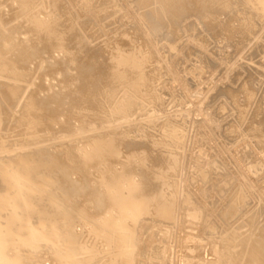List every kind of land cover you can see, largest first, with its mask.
Here are the masks:
<instances>
[{"label": "bare ground", "instance_id": "bare-ground-1", "mask_svg": "<svg viewBox=\"0 0 264 264\" xmlns=\"http://www.w3.org/2000/svg\"><path fill=\"white\" fill-rule=\"evenodd\" d=\"M94 1L101 0H0V264H46L48 261L50 264H264V224L258 226L259 220L264 219V203L261 201L264 190L258 188V182L262 180L255 181V178L264 176V98L257 107L256 113L262 116L254 121L256 126L249 134L251 141L246 140L247 145L244 144L243 148L240 144L241 149L236 148V155L230 153L242 178H228L230 162L225 160L224 153L213 158L209 146L202 151L194 150L195 154L205 157L203 164L206 166L199 174L202 178H195V157L186 156L184 160L177 157L178 142L166 138L175 136L172 131L176 127L172 121L158 118L157 121L149 119L146 123H136L137 117L143 115L139 113L142 111L152 118L158 117L159 107L165 102V98L163 100L157 94L161 89L157 90L160 86L156 87L155 75L151 77L147 71L153 58H160L159 69L166 71L167 78L179 79L181 83V97L178 92L175 94L176 91L171 94L173 100L170 97L174 105L179 98L187 100L191 97L188 91L190 82H187L193 78L178 77L173 66L174 62H180L176 58L187 46L181 36L185 27L180 34L183 22L170 18L180 14L188 1L102 0L109 6L103 10H94ZM206 1L230 13L229 21L226 20L228 24L223 28L228 42L243 49L256 39L255 50L263 54L260 68L256 69L264 70V0H199ZM83 5H91L90 22H101L104 11L113 15L123 9L129 10V13L122 12V19L127 13L131 14V18L126 17L134 19L133 22L136 20L135 26L142 28L141 36L149 38L141 37L137 45L128 46L125 38L131 32L121 29L133 22L122 21L119 26L114 25L115 31L111 32L118 36V41L122 40V44L116 42V38L112 39L119 45L112 54L107 52L111 55L107 58L108 55L104 56L107 50L99 52L102 47L95 44L96 48L90 47L80 40L84 35L76 30L80 22L77 23V12ZM202 10L200 8L193 18L203 19L207 11ZM219 15L222 16L220 12ZM90 22L86 23L90 25ZM101 31L98 34L103 39ZM162 32L165 33L163 36ZM93 34L91 32V36ZM108 38L103 39L105 43ZM200 38L199 47L208 50ZM149 42L150 47L147 46ZM106 44L100 42L101 46ZM219 56L207 60L204 54L196 58L203 62L207 60V65H211V59ZM200 65L191 67L190 74L195 77L205 74L207 71L204 70L208 68L203 70ZM160 73L161 76L164 72ZM259 78L264 81V74ZM197 79L200 81V77ZM161 82L163 80L160 85ZM249 82L245 81L240 92H233L225 99H233L241 93L249 98L248 104H253L256 99ZM190 88L194 89L193 86ZM176 96H179L178 100ZM192 101L197 105L196 100ZM204 101L198 100L199 106L206 111L204 127L200 126L199 130L204 135L208 131L215 135L214 130L220 126H214L215 113L211 114L214 109L208 112L211 104ZM225 101L229 102V99ZM236 106L242 105L237 103ZM230 107L228 104L227 108ZM136 110L140 111L137 113ZM133 113H137L134 118ZM222 133L229 138L239 136L234 125L226 126ZM213 169L219 171V176L210 178L214 179L209 191L227 192V185L232 180L239 184L235 192H228V201L223 208L214 206L209 201L211 195L206 196L202 188V180L208 179V172L215 173L211 171ZM194 183L199 186L194 191L198 199L194 204L197 209L189 205L192 207L182 213L183 190ZM176 185L179 188L177 193ZM244 189L248 190L250 197L253 196V203L245 205L237 198L239 193H245ZM224 201L225 198L220 200L219 205ZM210 218L213 220L208 225ZM213 226L218 229L215 232L218 235L210 236L214 233L211 231ZM244 228L247 229L242 231ZM149 233L152 238L148 235L150 240L141 247L142 238ZM159 233L163 235L155 238ZM169 235L183 246L179 260L172 242L158 246ZM155 241L158 244L151 247ZM235 247L240 249L233 250ZM188 249L190 253H187ZM159 253L162 254L160 258ZM142 257H145L144 261Z\"/></svg>", "mask_w": 264, "mask_h": 264}, {"label": "rangeland", "instance_id": "rangeland-1", "mask_svg": "<svg viewBox=\"0 0 264 264\" xmlns=\"http://www.w3.org/2000/svg\"><path fill=\"white\" fill-rule=\"evenodd\" d=\"M102 1V0H101ZM101 1H99V2H97L96 3V1H94L93 3H92V5H93V7L95 8L94 10H101L102 8L104 9V8H106V7H109V6H107V4H106V2H101ZM188 1V3H186ZM185 3L187 4V6L185 7V6H182L181 8L183 9V13L181 12L180 14H177L175 17L174 16H171L170 18L173 20V19H175L176 21H181V22H183L182 23V25H183V27H182V25H181V27H182V29H181V27H180V34H181V32H183L184 31V27H185V31L183 32V34H181V36H182V39L183 40H185L184 42H185V44H186V42H187V46H189V47H185L184 48V50H182V52H181V50H180V55H178L177 56V58H176V60H179L180 62H178V61H176V62H174L175 64L173 65L174 66V69H175V72H176V74H177V76L178 77H180V78H184V77H187L186 79L188 80V78L189 79H191V78H193L192 79V81L191 80H188V82L187 83H189L188 85H190V86H193V88L194 89H192V88H190V86H189V92L191 93L190 94V99H188L187 98V100H188V102H187V100H182L181 98H179V100H182V101H179L178 100V97L180 96V93L181 92H183V90L181 89L182 88V86L180 87V85H181V83H180V81H178L177 79H175V78H171V77H168L167 78V74H166V71H164L163 69H159L160 68V65H161V63H160V58H159V60L158 59H152V62L149 64V66H148V68H147V71L149 72V75L151 76V77H153V75H155V77H156V82L158 83H156L155 82V85L157 84V86L156 87H159V88H157V90H159V89H161V90H159V91H157V94L161 97V99L163 98V100H164V98H165V102H163V104H161L162 106H160L159 107V112H158V117H155V118H152V117H150L151 115L150 114H147L146 113V111H142V112H139L140 114H142L143 113V115H141V116H139V117H137V121H136V123L137 124H139V123H146L147 121H150V120H152L153 119V121H157L158 120V118L160 119V120H166L167 122H169V121H172L173 123H174V127H176V129H175V131H172V134H174L175 136L174 137H176V138H170L169 136H167L166 138H168V139H170V141H177L178 142V146L179 147H177V149H176V156L177 157H180V158H182L183 160H184V158L186 157V156H188L190 159L194 156L195 158L193 159V163H194V165H195V169H194V171H193V175H194V177L195 178H198V179H200V178H202V176L201 175H199L200 173H201V171H202V169L204 170L205 169V165L203 164V162H204V159H205V157H203L201 154L200 155H198V154H195V152H194V150L195 149H200L201 151L202 150H204L203 148H205L206 146H209V148H210V150H209V152L210 153H212V155H213V158H216L218 155H220V156H222L223 155V153H224V158H225V160L226 161H229L230 163V166H231V169L228 171V173H226V175L228 174V178H231V179H235L236 180V177H238V178H242V174H241V171L238 169V167H237V164H235V162L233 161V159L231 158L232 157V155H236V153H237V151L238 150H236V148L237 149H241V148H243L244 146H246L247 144L245 143V141L247 140V141H251V140H249V134L252 132V129H253V127L254 126H256V124H255V122L254 121H256V120H259L260 118H261V116L262 115H260V114H257L256 112H257V107H258V105H259V103H260V101L262 102V97L264 98V81L262 80V78H259L258 79V77H261V74L263 73L264 74V72H262V71H264V70H260V71H258L256 68H260V65H261V63H262V61H263V54L262 53H259V52H257V50H255V45H254V43H256V39H255V41L253 40L252 42H251V44L249 43V45L248 46H245L243 49L240 47V46H234L235 44H231L230 43V41L228 42L227 41V39H225V37H224V31H223V28H225L226 27V25L228 24V21H229V14L230 13H228V11H226V10H224L223 8H218L217 6L218 5H215L214 3H210L209 1H206V3H202V2H199V0H195L194 2L192 1V0H187ZM196 2H198V3H196ZM96 3V4H95ZM192 3H193V5H192ZM194 3H196L195 4V6H194ZM197 4H199V5H197ZM206 4V5H205ZM110 5V4H109ZM189 5V6H188ZM191 5V6H190ZM198 7H197V6ZM91 6V5H90ZM90 6L89 5H83L82 6V9H79V11L77 12V14H78V16H77V23H78V21H80L78 24H77V27H76V30L79 32H81L82 33V35H84L83 37H82V39H80L81 40V42H82V44L84 43L85 44V42H86V45L87 44H89L88 46H90V47H92V46H94L95 47V45H96V47H102V49L101 50H99V52H102V51H106L105 52V55L104 56H106V55H108L107 56V58L108 57H111V55L110 54H112L113 53V51L116 49V47L119 45V44H122L121 43V41H118V36L117 35H113V34H111V32H113V31H115V28H113V26L114 27H117V26H119V24L122 22V21H125V22H133L132 20H134V19H129L128 17H126V16H129V10H127V11H125V9H123V10H120V11H124V14H125V12H128L127 13V15L125 16V17H123V19H122V16H124V14H122V12H119L118 11V14H116V13H112L113 15H109L110 14V12L109 13H107L106 11H104V12H102L101 13V15L103 14V17H102V20H101V22L99 21V22H97V21H95L94 19V22L93 21H91L90 22V20H92L91 18H92V11H91V8H90ZM213 6V7H212ZM88 7V8H87ZM186 8V11H184V9ZM187 7H191L190 9L189 8H187ZM193 7H195V8H193ZM212 7V8H211ZM86 8H87V10H86ZM180 8V7H179ZM200 8L201 9H203L202 11L203 12H205V10L207 11V15L209 16V14L211 15V16H204L203 17V19L201 18L199 21H200V24H198L197 22H199L198 20H196V19H194L195 17V14L197 13V11H200ZM76 9V8H75ZM102 9V10H103ZM189 9V10H188ZM212 9V10H211ZM215 9V10H214ZM89 10V11H88ZM108 10H111V9H108ZM210 10V11H209ZM142 11V10H141ZM190 11V12H189ZM75 12V11H74ZM113 12V11H112ZM186 12V13H185ZM208 12H209V14H208ZM219 12H220V14H222V16L221 15H219ZM185 13V14H184ZM190 13V14H189ZM214 13H218V14H214ZM227 13V14H226ZM75 14V16H76V12L74 13ZM192 14V15H191ZM194 15V16H193ZM217 15V16H216ZM130 16H132L131 14H130ZM129 16V17H130ZM178 16V17H177ZM185 16V17H184ZM219 16V17H218ZM226 16V17H225ZM91 17V18H90ZM177 17V18H176ZM191 17V18H190ZM194 17V18H193ZM207 17V18H206ZM131 18V17H130ZM184 18V19H183ZM208 18H209V20H208ZM228 18V19H227ZM190 21H189V20ZM192 19V20H191ZM112 20H114L113 22H110L109 23V21H112ZM182 20H184V21H182ZM186 20L188 21L187 23H186ZM212 20V21H211ZM220 20V21H219ZM226 20H228V21H226ZM88 21V23L90 22L91 24V28H89V24L88 23H86V22ZM104 21H105V23H104ZM136 21V20H135ZM134 21V22H135ZM194 21H196V22H194ZM215 21V22H214ZM218 21V22H217ZM222 21V22H221ZM82 22H83V24H82ZM85 22V23H84ZM108 22V26L106 27V23ZM133 22V23H134ZM190 22V23H189ZM217 22V23H216ZM225 22V23H224ZM103 24V26H101V24ZM133 23H130V24H132V25H128L127 26V28L126 27H122V29H121V31H123V29L124 30H130L129 32H131V34L128 36V37H126L125 39V42H127V44H128V46H130V47H133V46H135V45H137L138 43H139V41H141V37H144L143 35L141 36V34H140V32H142V28H140L139 27V25H136L135 26V23L133 24ZM196 23H197V26H196ZM202 23V24H201ZM223 23V24H222ZM190 24V25H189ZM195 24V25H194ZM214 24H216V25H214ZM220 24V25H219ZM81 25H83V27L85 28V29H83V27L81 26ZM86 25H88V26H86ZM95 25V26H94ZM111 25V26H110ZM187 25V26H186ZM201 25H202V29H201ZM222 25H223V27H222ZM224 25H225V27H224ZM261 25V23H259V26ZM112 27V28H110V27ZM130 26H132V27H130ZM199 26V27H198ZM216 26V27H215ZM82 28V30H81V28ZM88 27V28H87ZM95 27V28H94ZM109 27V28H108ZM130 27V29H128ZM135 27V28H134ZM138 29H140V30H138ZM187 27H188V29H187ZM87 28V29H86ZM92 28H94V29H92ZM134 28V29H133ZM223 32H220L221 34H219V29ZM91 29V30H90ZM101 29L103 30V39H106V38H108L107 40V44L105 43V40H103V39H101L102 38V35L100 36L98 33L99 32H102L101 31ZM107 29V30H106ZM111 30V31H109V30ZM117 29V28H116ZM192 29V30H191ZM198 30V31H196V30ZM216 29H217V31H216ZM89 32H88V31ZM95 30H100L98 33H96V31ZM104 30H106V31H104ZM136 32H135V31ZM137 30H138V32H137ZM190 32H189V31ZM201 32H200V31ZM203 30V31H202ZM263 31H264V26H263V29H262ZM86 31V32H85ZM110 33H109V32ZM83 32H85V34L83 33ZM91 32H94V34L92 35L93 36V41L91 40L92 39V36H91ZM134 32H135V34H134ZM189 32V33H188ZM205 32V33H204ZM209 32H210V34H209ZM191 33H192V35H191ZM207 33H208V37H209V35H211L209 38L207 37ZM86 34H88L87 36H85ZM109 34H111V35H109ZM132 34H134V35H132ZM161 34V33H160ZM165 33L164 32H162V36L164 35ZM190 34V35H189ZM202 34H204L205 36L203 37V35ZM113 35V36H112ZM135 35H137L138 37H136ZM140 35V36H139ZM220 35H222V37L220 36ZM101 38H100V37ZM107 36V37H106ZM110 36H111V38H110ZM135 36V37H134ZM187 36V37H186ZM216 36V37H215ZM104 37H106V38H104ZM200 37H202V38H200ZM205 37H206V39H205ZM214 38L213 40L211 39V38ZM116 38V42H118V43H116V42H114L115 40H112V39H115ZM128 38V39H127ZM132 38H134V39H132ZM144 38H146V39H148L149 37L148 36H146V37H144ZM199 38L203 41V43H206V45H204L205 46V48L207 49L208 48V50H202L199 46H200V44L198 43V40H199ZM215 38H216V40H215ZM224 38V39H223ZM192 39H194V41L192 40ZM211 39V40H210ZM219 39H220V41H219ZM99 40H101V41H99ZM110 40H112V43H111V41ZM128 40V41H127ZM132 40V41H131ZM136 40H138V41H136ZM167 40H170V38H168ZM192 40V41H191ZM208 40V41H207ZM99 41V42H98ZM110 41V42H109ZM134 41H135V43H134ZM165 41H166V39H165ZM165 41H163V42H165ZM188 41H190L191 42V45H193L192 44V42L194 43V47L193 46H191L190 45V43L188 42ZM197 42V44H198V46L196 45L195 46V43ZM210 41H211V44H210ZM224 43H223V42ZM100 42H101V44L103 43V44H106V45H103V46H101L100 45ZM132 42V43H131ZM150 42H152V41H150ZM147 43V46L148 47H150L149 45L151 44V43ZM167 42V41H166ZM209 42V43H208ZM219 42V43H218ZM93 43V44H92ZM113 43H115V44H113ZM221 43V44H220ZM226 43H228V44H226ZM95 44V45H94ZM112 44V45H111ZM124 44H126V43H124ZM135 44V45H134ZM149 44V45H148ZM216 44L218 45V46H216ZM221 46H220V45ZM223 44V45H222ZM231 44V47L229 46ZM114 45V46H113ZM152 45V44H151ZM225 45H228V46H225ZM108 46V47H107ZM113 46V47H112ZM209 46V47H208ZM214 46H216L215 47V49H214ZM223 46V48L224 49H226V47H227V50H229V51H227V50H225L226 51V53H225V51H224V49L223 48H221ZM234 46V47H233ZM250 46V47H249ZM95 47V48H96ZM115 47V48H114ZM197 47H199V48H197ZM221 48V50L219 49V48ZM248 47V48H247ZM252 47V48H251ZM112 48H114V49H112ZM209 48H211V49H209ZM234 48V49H233ZM236 48H238V49H236ZM111 51H110V50ZM129 49H131V48H129ZM168 48H166L165 49V51L167 50ZM196 49V50H195ZM219 49V50H218ZM223 49V50H222ZM230 49H231V51H230ZM236 49V50H235ZM242 49V50H241ZM246 49V50H245ZM198 50V51H197ZM201 50V51H200ZM214 50V51H213ZM233 50V51H232ZM240 52H239V51ZM57 52L59 51V50H56ZM109 51V53H107ZM206 53H205V52ZM208 51V52H207ZM210 51H213V52H210ZM221 53H219V52ZM222 51V52H221ZM236 51H237V53H236ZM53 52V51H52ZM55 52V51H54ZM57 52H55L56 54H57ZM196 52H197V54H196ZM223 52H224V54H223ZM54 53V54H55ZM107 53V54H106ZM208 53V54H207ZM209 53H212V54H209ZM217 53V54H216ZM236 53V54H235ZM256 53V54H255ZM55 54V55H56ZM205 54V56H206V58H207V60H210V58H217L218 57V55H220L219 56V58H221L222 60H218V59H211V60H213L212 61V63H211V65H207V63L206 62H209V61H207L206 60V62L204 61H199V59L198 58H196V57H198V56H202V55H204ZM215 54V55H214ZM233 54H235V56H233ZM241 54V55H240ZM247 54H249V56L247 55ZM254 55V56H252V55ZM193 55H195V56H193ZM210 55V56H209ZM236 55H238V58H237V56ZM50 56V55H49ZM207 56H209L210 58L208 59V57ZM212 56V57H211ZM225 56H226V58H225ZM240 56V57H239ZM183 59H182V58ZM230 59H229V58ZM234 59H233V58ZM253 57V58H252ZM223 59H225V63L226 64H224V60ZM237 59V60H236ZM255 59V60H254ZM258 59V60H257ZM189 61V63H186V62H188ZM217 60V61H216ZM236 60V61H235ZM240 60V61H239ZM249 62H248V61ZM260 60V61H259ZM182 61H184V63L182 62ZM218 61H220L219 63H217ZM222 61H223V64H222ZM230 61H231V63H230ZM240 63H239V62ZM178 62V63H177ZM202 62V63H201ZM257 62V63H256ZM159 63V64H158ZM177 63V64H176ZM181 63H182V66H181ZM200 63H201V65H200ZM205 63V64H204ZM213 63H215L213 66H215V67H212V64ZM246 65H245V64ZM248 63H251V65L250 64H248ZM190 64V65H189ZM192 64V65H191ZM195 64V65H194ZM197 64H198V66L200 65L201 67H202V69L204 70V69H206V68H208V69H206V70H204V71H207V72H209V71H211L208 75H207V72H205V74H204V72H203V70L201 71V72H203V73H201V75L200 76H193V75H191L190 74V71L192 70V68L191 67H195V66H197ZM234 64H236L235 66H234ZM253 64V65H252ZM155 65H156V67H155ZM176 65V66H175ZM178 65V66H177ZM188 65H189V67H188ZM206 65V66H205ZM218 65V66H217ZM223 67H222V66ZM226 65V66H225ZM158 66V67H157ZM208 66V67H207ZM225 66V67H224ZM232 66H234V67H232ZM244 66V67H243ZM257 66V67H256ZM183 67V68H182ZM226 67H227V69H226ZM230 67V69L232 70H230V69H228ZM241 67V68H240ZM178 68V69H177ZM189 68H191V69H189ZM209 68L211 69V70H209ZM239 68V69H238ZM151 69H153V70H155V71H153V70H151ZM157 69H159V70H157ZM181 69V70H180ZM187 69H188V71H187ZM236 69V70H235ZM245 69V70H244ZM255 69V70H254ZM157 70V71H156ZM161 70V71H160ZM209 70V71H208ZM231 72H230V71ZM159 71V72H158ZM184 71V72H183ZM186 71V72H185ZM226 71H228V72H226ZM253 71V72H252ZM160 72H164V73H162V75L160 76L159 74H161ZM178 72V73H177ZM229 72H230V74H229ZM254 72H255V74H254ZM243 73V74H242ZM259 73V74H258ZM163 74H165V75H163ZM231 76H229V75ZM233 74V75H232ZM160 76V79H159V76ZM205 75V76H204ZM208 76V78H207V76ZM226 75V78H224V76ZM229 77H228V76ZM243 75H244V77H243ZM164 76H166V77H164ZM202 76V77H201ZM223 76V77H222ZM163 77V78H162ZM197 77H200V81H198V79H197ZM220 77H221V79H220ZM243 77V78H242ZM206 78V79H205ZM224 80H223V79ZM228 78H229V80H228ZM185 79V78H184ZM196 79V80H195ZM238 79V80H237ZM241 79V80H240ZM160 80H163V82H161L162 84L160 85ZM207 80V81H206ZM222 80H223V85L221 84L222 83ZM252 80H253V82H252ZM202 81V83H200ZM205 81V82H204ZM229 81V82H228ZM236 81V82H235ZM245 81H250L249 83H250V86H251V88L253 89V92H254V103L252 104V103H249L248 104V101H249V98L248 97H246L244 94H242L241 95V93L239 94V95H236V96H234L233 97V99L232 98H226L225 99V96H228L229 94H231V93H233V92H240V90H242V88H243V84H244V82ZM254 81H255V83H254ZM54 82V81H53ZM182 82V81H181ZM197 82H199V83H197ZM204 82V83H203ZM226 82H228V83H226ZM233 82V83H232ZM238 82H239V85H238ZM167 83V84H166ZM194 83H195V85H194ZM233 84V85H231V84ZM254 83V84H253ZM258 83V85H256ZM262 83V84H261ZM165 84H166V86H165ZM180 84V85H179ZM201 84V85H200ZM209 84V85H208ZM217 84H218V86H217ZM220 84V85H219ZM259 84H261L262 85V87L260 86V89H259ZM196 85L198 86V87H196ZM216 85V86H215ZM165 86V87H164ZM168 86V87H167ZM179 86V87H178ZM215 86V87H214ZM233 86H235V87H233ZM162 87V88H161ZM207 87V88H206ZM210 87V88H209ZM218 87V89H216ZM224 87V88H223ZM165 88V90H162V89H164ZM167 88L169 89V90H167ZM178 88V89H177ZM180 88V89H179ZM212 88V89H211ZM178 91H177V90ZM211 89V90H210ZM216 89V90H215ZM219 89H221V90H219ZM171 90H172V92H171ZM180 90V91H179ZM193 90H195V91H193ZM166 91V92H165ZM167 91H170V92H167ZM175 91H176V93H175ZM204 93H203V92ZM206 91V92H205ZM208 91L210 92V93H208ZM222 91V92H221ZM165 92V93H164ZM175 93V94H177V92H178V94H179V96H176L177 97V100H178V102H176V104L174 105V103L171 101V99L173 98V96H171V94L172 93ZM166 93L169 95V97H167L168 95H166ZM170 93V94H169ZM258 93V94H257ZM209 95H210V98H209ZM218 95V96H217ZM220 95V96H219ZM239 96V97H238ZM170 97H171V99H170ZM181 97V96H180ZM205 97V98H204ZM204 98V99H203ZM224 100H223V99ZM167 99V100H166ZM200 99H202V100H205L204 102L205 103H210L211 105H210V108H208L207 110H208V112H211V114L214 112L215 113V115H214V113H213V115H214V118H215V123H214V126L216 127V126H220L219 128L218 127H216V129L214 130L216 133H215V135H213L212 133H211V131H208L207 129V135H204L203 134V131L202 130H199L200 128V126L201 127H204V122H203V120H204V114L206 113V111L201 107V106H199V104H198V100H200ZM210 99V100H209ZM220 99V100H219ZM227 99H229V102H226L225 100H227ZM241 99H242V101H241ZM258 99V100H257ZM170 100V101H169ZM173 100V99H172ZM191 100V101H190ZM192 100H196L195 102H196V104L197 105H195L194 103H193V101ZM209 100V101H208ZM219 100V101H218ZM217 101H218V103H217ZM168 102V103H167ZM169 102H171V103H169ZM185 102H186V104H185ZM226 102V103H225ZM215 105H214V104ZM237 103H239V104H241L242 106L241 107H237L236 106V104ZM245 103L247 104V105H245ZM166 104V105H165ZM214 106H213V105ZM228 104H229V107L231 106V107H234V109H232L231 107V109L233 110H230V112H229V109L230 108H227L228 107ZM172 105H173V107H172ZM195 106H197V107H195ZM199 106V107H198ZM211 106H213V107H211ZM165 107V108H164ZM251 107V108H250ZM202 108V109H201ZM211 108H213L214 109V111L213 110H209V109H211ZM160 109H162V110H160ZM249 109H251V110H249ZM137 111V110H136ZM138 111H140V110H138ZM138 111H137V113H138ZM251 111V112H250ZM235 112V113H234ZM137 113H133V115H132V117L134 118V117H136V115H137ZM249 113V115H247ZM213 115L211 116V117H213ZM228 117V119H227V117ZM231 116V117H230ZM232 116H234V117H232ZM218 117V118H217ZM245 117H247V118H245ZM219 120V121H217V119ZM220 118L222 119V121L220 120ZM150 119V120H149ZM228 120V121H227ZM236 120V121H235ZM212 121H213V119H212ZM221 121V122H220ZM216 122H219V123H216ZM218 124V125H217ZM219 124H221V125H219ZM243 124V125H242ZM229 125H234L235 127H236V131L239 133V136L238 137H228V136H226L225 134H223L222 133V131H223V129L226 127V126H229ZM240 127H239V126ZM222 126V127H221ZM178 127V128H177ZM206 128V127H205ZM203 129V128H202ZM243 129V130H242ZM219 130V131H218ZM245 132V133H244ZM219 134H220V136H219ZM245 135V136H244ZM217 136H218V138L220 139H218L217 138ZM206 137V138H205ZM224 137V138H223ZM245 137V138H247V139H243V138ZM226 138V139H225ZM243 140L244 141V143H243V141H241V140ZM229 140V141H228ZM227 141V142H226ZM231 141V142H230ZM230 142V143H229ZM239 142V143H238ZM242 142V143H241ZM231 143H232V145L233 146H231ZM230 144V145H229ZM240 144H241V146H240ZM244 144H246V145H244ZM238 146V147H235V146ZM225 146H228L227 148L225 147ZM239 146L241 147V148H239ZM230 147V149L229 150H225V149H228ZM255 148H257L256 146H255ZM233 149V150H232ZM236 151H235V150ZM232 150V151H231ZM257 150V149H256ZM233 152V153H232ZM230 153L232 154V155H230ZM207 154V153H206ZM228 155V156H227ZM231 159V160H230ZM219 162H221V161H219ZM222 164H223V162H221ZM221 164V165H222ZM212 172H215V173H209L208 172V174H209V176H208V179H206V180H202V188H203V190L205 191L204 193H205V195L206 196H210L211 195V197L212 198H210L209 199V201H211L213 204H214V206H219V208H223V206L225 205V204H227V201H228V197H229V195H228V192L230 191H234L235 192V189L237 188V186L239 185L237 182L238 181H234V180H232V182L230 183V184H228L227 185V189L226 190H228L227 192H225V190L224 191H222L221 193H219V191L218 190H214L213 192L212 191H209V188H210V185H211V181L214 179V178H216L217 176H219L218 174H217V172H219L217 169H213V170H211ZM205 173V172H204ZM203 174V173H202ZM211 175V176H210ZM225 175V176H226ZM205 177H206V175H205ZM211 177H214L213 179H210ZM261 177L262 176H259L258 178H255L256 180V182H258V180L259 181H261L262 180V182H258V188H259V190L260 189H262V190H264V176H263V178L261 179ZM215 181V180H214ZM230 181V180H229ZM244 184V183H243ZM191 187H187V186H185V188H184V190H183V193H182V196H181V207H182V213H184V212H186V211H188L192 206H189V205H193V207L192 208H195V209H197V206L195 207V205L194 204H196L197 203V200H196V196L194 195V191L195 190H197L198 189V184L197 183H194L193 185L191 184L190 185ZM191 188V189H190ZM178 185H176V192L175 193H177V191H178ZM249 189V188H248ZM246 189H244V191H245ZM250 190V189H249ZM218 191V192H217ZM233 192V193H234ZM222 194V195H221ZM216 195V196H215ZM257 195V194H256ZM243 196V197H242ZM251 197H253L252 195H251ZM250 196H249V193H248V190H246L245 191V193H239L238 195H237V198L238 199H240V200H242L244 203H245V205H248V204H251V203H253V199L251 198ZM223 198H225V201H224V203L221 205H219V203H220V200H222ZM261 201L264 203V198L262 197L261 198ZM241 202V201H240ZM247 217V215H245L244 216V218H246ZM212 218H210L209 219V221H208V225L212 222ZM187 221V220H186ZM259 224H258V226H262L263 224H264V219H261V221L259 220V222H258ZM171 225H173V223L171 224ZM183 225V224H182ZM214 227V226H213ZM172 228H173V233H174V225L172 226ZM247 228H244V229H242V231H245ZM212 232H214V233H212L210 236H214V235H218L217 233H215V232H218V229H216L215 227L214 228H212V230H211ZM148 235H150V237L152 238V236H151V234L149 233V234H146V236L144 237V238H142V240H141V243L143 244H140L141 245V247H144V246H146L147 245V242L146 243H144L145 241H147V240H150L149 238V236ZM163 234H161V233H159V234H156V237L155 238H159V237H161ZM148 236V237H147ZM174 236H172V235H169L168 236V238H166V240H164L162 243L163 244H158V242H154L153 244L151 243V247H155L156 246V244H158V246L159 247H161L162 245H164L165 244V242L168 244V245H170V243H171V245H173L176 249H177V255L176 256H178V260L180 259V255L182 254V251H181V249H182V245H181V242L179 241H176V242H174V238H173ZM146 239V240H145ZM146 244V245H145ZM105 249H107L108 247L106 246V247H104ZM240 249V247H235L233 250H239ZM191 252V250L190 249H188L187 250V253H190ZM171 253H173L172 251H171ZM162 256V254L161 253H159L158 254V256ZM157 256V255H156ZM160 256H159V258H160ZM144 258L145 257H142V261H144ZM155 258H157V257H155ZM172 257H170L169 259H171ZM190 260H193V257L192 258H190ZM46 264H50L49 263V261L48 262H46Z\"/></svg>", "mask_w": 264, "mask_h": 264}]
</instances>
